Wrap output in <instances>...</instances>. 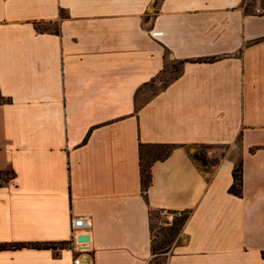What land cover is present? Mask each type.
<instances>
[{"label":"crops","instance_id":"0c3cea01","mask_svg":"<svg viewBox=\"0 0 264 264\" xmlns=\"http://www.w3.org/2000/svg\"><path fill=\"white\" fill-rule=\"evenodd\" d=\"M261 9L262 0H0V171L13 173L0 179V243L54 245L1 249L0 264H264ZM168 62L177 73L141 102ZM140 142L174 145L146 191ZM198 144L228 150L203 169L191 156ZM163 210L187 216L154 252ZM76 216L90 219L82 251Z\"/></svg>","mask_w":264,"mask_h":264},{"label":"trees","instance_id":"16d2710c","mask_svg":"<svg viewBox=\"0 0 264 264\" xmlns=\"http://www.w3.org/2000/svg\"><path fill=\"white\" fill-rule=\"evenodd\" d=\"M174 145L171 143H139V152H140V173H141V182L142 187L146 191L151 183V166L152 164L159 159H163L167 157ZM192 159L196 164H198L201 168H207V162L200 163L196 155H192ZM13 177V173H9L8 171L1 170L0 171V179L9 180ZM233 178L234 181L231 184L229 190L237 195H240L242 192L243 185V162L242 160L234 167L233 169ZM153 213V212H152ZM187 216V213H183L178 217V232H180L181 227L184 223V220ZM35 247V248H53L54 245L52 243H0L1 249H18L22 247ZM152 250L155 252L156 248L152 244Z\"/></svg>","mask_w":264,"mask_h":264},{"label":"rangeland","instance_id":"374dc122","mask_svg":"<svg viewBox=\"0 0 264 264\" xmlns=\"http://www.w3.org/2000/svg\"><path fill=\"white\" fill-rule=\"evenodd\" d=\"M264 3V0H262ZM264 11L263 9H261ZM168 69L166 70L165 74L163 73L160 75L161 81H158L156 84L152 83L147 88L148 90L146 94L141 95L139 98L141 102L145 100L147 96H149L155 88H158L162 85L164 80H167L170 78L171 75H174L177 73L179 66L178 62H168ZM191 156L196 155L199 162H207V164L213 162L218 155L223 154L226 150H228L227 147L223 145H210V144H198V145H191ZM214 156V157H211ZM154 219L152 220V233H153V245L156 249L170 246L172 245L178 236V215H176L173 211H155L154 212ZM173 216V218L170 217Z\"/></svg>","mask_w":264,"mask_h":264},{"label":"built area","instance_id":"2783aa9c","mask_svg":"<svg viewBox=\"0 0 264 264\" xmlns=\"http://www.w3.org/2000/svg\"><path fill=\"white\" fill-rule=\"evenodd\" d=\"M258 11H260V9H258ZM175 214L181 215L182 212L177 211ZM170 218H173V216ZM70 222H71V230H72L71 231L72 241L75 242L76 245H80L79 247H77L78 250H80V251L85 250L86 247L84 245L87 244L89 241H78L77 236H78V234H84V233L89 234L87 230H84L87 226L90 225L89 217L88 216L71 217Z\"/></svg>","mask_w":264,"mask_h":264},{"label":"water","instance_id":"95a60500","mask_svg":"<svg viewBox=\"0 0 264 264\" xmlns=\"http://www.w3.org/2000/svg\"><path fill=\"white\" fill-rule=\"evenodd\" d=\"M78 241H89L90 240V235L87 233L84 234H78L77 236Z\"/></svg>","mask_w":264,"mask_h":264}]
</instances>
